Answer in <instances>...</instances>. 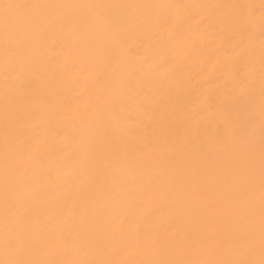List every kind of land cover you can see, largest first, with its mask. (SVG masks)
Returning <instances> with one entry per match:
<instances>
[{"label":"bare ground","instance_id":"1","mask_svg":"<svg viewBox=\"0 0 264 264\" xmlns=\"http://www.w3.org/2000/svg\"><path fill=\"white\" fill-rule=\"evenodd\" d=\"M0 264H264V0H0Z\"/></svg>","mask_w":264,"mask_h":264}]
</instances>
